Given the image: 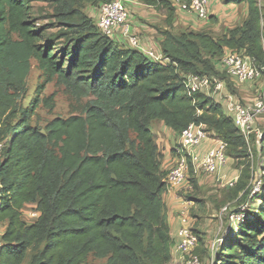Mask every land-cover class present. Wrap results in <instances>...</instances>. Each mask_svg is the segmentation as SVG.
I'll use <instances>...</instances> for the list:
<instances>
[{"label":"trees","instance_id":"obj_1","mask_svg":"<svg viewBox=\"0 0 264 264\" xmlns=\"http://www.w3.org/2000/svg\"><path fill=\"white\" fill-rule=\"evenodd\" d=\"M107 1L0 0V264H84L89 254L104 264H169L168 171L152 124L177 136L189 123H202L226 144L228 158L238 163L247 154L248 141L222 105L202 92L188 95L183 77L222 80L225 49L264 65V0H221L245 4L246 17L217 37L173 32L177 12L168 0H137L166 11L170 29L158 42L165 64L101 33L85 9ZM32 60L43 77L36 92L53 82L73 101L85 99L79 112L31 124L40 104L54 108L53 94L22 105ZM260 133L264 153V127ZM262 189L254 195L260 205L226 231L212 264H264ZM26 204L38 212L30 223L22 218ZM194 252L200 260L207 252L199 236Z\"/></svg>","mask_w":264,"mask_h":264},{"label":"built area","instance_id":"obj_2","mask_svg":"<svg viewBox=\"0 0 264 264\" xmlns=\"http://www.w3.org/2000/svg\"><path fill=\"white\" fill-rule=\"evenodd\" d=\"M177 11L183 12L187 17L197 20H209V5L212 0H168ZM97 15L94 20L97 27L105 36L114 39L116 32H121L127 44L139 49L147 57L155 62L165 64L168 59L162 55L160 50H152L144 47L141 39L136 35L128 22L129 12L124 0H111L101 3L95 8ZM188 17V18H189ZM218 67L227 76L234 79L237 83H249L261 79L258 86L256 97L247 104H243L231 93L223 80L214 76L187 74L183 77V86L192 95L195 92H202L214 101L220 103L226 114L231 116L235 127L248 141L249 136L256 132V142L261 133L254 128L258 116L264 114V65H257L254 59L246 55L242 50L225 49ZM210 138L205 131L202 123H189L182 131L177 134L174 149V162L169 168L166 177V193L173 192L176 198L181 199L183 206L179 210L181 226L178 229V241L172 247L171 253L176 256L179 264H201L199 256L194 252L198 245V236L187 224L189 214L188 209L192 201L185 197L193 191V184L189 180L190 174L196 176L200 173L214 175L221 185L231 186L234 178L225 181L218 176L219 169L228 160L225 154L226 144L218 139L212 138L213 144L206 152H199L197 148L201 143ZM4 142L0 141V152ZM264 175L262 171L261 176ZM260 176V177H261ZM261 180L257 177L253 180L250 189V196L260 191ZM225 208H223L224 210ZM29 217H37L38 212L34 209L26 213ZM245 217V212L232 213L230 220L232 223H240ZM222 242V238H216L209 247L210 253L214 254Z\"/></svg>","mask_w":264,"mask_h":264},{"label":"rangeland","instance_id":"obj_3","mask_svg":"<svg viewBox=\"0 0 264 264\" xmlns=\"http://www.w3.org/2000/svg\"><path fill=\"white\" fill-rule=\"evenodd\" d=\"M124 2L129 5L134 4L145 9L144 12L139 11L140 14L147 18L146 21H148L150 24L152 23V25L158 28L157 30H159V34L160 31L169 28L164 21L166 15V11L164 9L156 10L152 7L139 3L137 0H124ZM89 7L90 6H87V8L85 9L88 14L90 9H92L91 7ZM176 12L181 13L182 16H178V14L176 13V17L174 19L175 21H179L180 23L177 22L175 26H171V30L173 32H181L185 29L202 30L210 32L215 37L219 36L224 29L239 25L244 20L242 14V6L235 9L233 13L232 11L230 12L234 14V17L231 19L230 22H216L215 19L214 25H209L208 23L202 24L203 20H197L195 18L189 20L183 12L177 10ZM217 71L219 74L222 75L221 79L224 81L225 85H227L229 90H231V92L239 99L241 103H250L256 97L261 79L249 83H237L234 79L230 78L225 73L221 72L219 69ZM42 81L43 77L41 76L40 71L36 69L35 62L32 60L31 69L27 77V93L24 99L22 100V105H29L33 98L37 96V94L39 95V97L53 94L54 108L52 110H48L42 104H40L36 108L35 113L31 118V124H36L39 127H43L47 121H49L55 116L67 117L72 113L79 112L80 106L82 103H84L85 99H82L81 102L73 101L64 92L61 86L55 85L53 82L47 83L45 85L44 90L40 93H37L36 87ZM158 123L159 122H155V124L153 125L154 127H151L152 132L153 128L154 131L158 130ZM263 127L264 114L258 116L254 125V128H258L259 131ZM255 134L256 132L253 131L249 136L246 156L240 158V160H238V163H236L235 160H231V162L229 163L232 171L237 170L235 171V174H237L235 176L236 178L233 177L234 183L231 186L227 187L221 185V182L217 181L210 175H204L203 173L198 174L200 179L203 180V184H205L199 192L201 196H204L201 200V204L203 205H198L197 203H195L194 205L192 204L191 207L188 209V214L189 217L193 219V222L191 223L192 229L196 231L197 235L200 237V240L204 245L203 247H205L207 251L204 255L201 254V264H212L214 254L210 253L209 251L210 244L217 237L222 238L223 241V235L226 233V231L238 225V223L231 222L230 215L232 213L237 212L253 213L256 211L257 207L261 203L260 198L256 199L253 195H249L250 189L253 186V180L256 177L261 180L260 189L262 187L264 189V175L261 176L262 171H264V153H260L259 151V145L255 140ZM208 135H210L209 137L211 139L214 138L211 134ZM210 178L212 180V184H214L212 188H210L211 183L208 182ZM225 181L227 180H224V184ZM238 187H242L239 192L236 191ZM215 189H217V192L215 193H218L219 195H214L213 190ZM191 196L194 197L196 195L192 194ZM182 206L183 204L181 205V207ZM223 208L225 209L223 210ZM32 209L33 206L31 204H26L23 207L22 218L27 223H30L34 220V217H29L26 214ZM194 217L196 218L194 219ZM2 230L3 226L0 225V232ZM175 260L176 256L172 253V260L169 264H179V262ZM104 262V258H96L95 256L89 254L84 264H104Z\"/></svg>","mask_w":264,"mask_h":264},{"label":"crops","instance_id":"obj_4","mask_svg":"<svg viewBox=\"0 0 264 264\" xmlns=\"http://www.w3.org/2000/svg\"><path fill=\"white\" fill-rule=\"evenodd\" d=\"M125 1H128V0H125ZM125 5H126L128 12H129L128 22L131 24V29L141 39L143 46L147 47L149 49H152V50H159L158 42L161 39V37L158 33V31H159V30H157L158 28L155 27L154 25H152V23L150 24L148 21H146L147 18L142 16L139 12V11L144 12L145 9H143L142 7H139L137 5H134V4L129 5V4L125 3ZM241 6H242L243 18H245L246 17V5H244V4L225 5L222 3L221 0H212L210 5H209V14L214 15L216 17V22L217 21L218 22H220V21H229L230 22L231 19L234 17V14H232L233 11L235 9L241 7ZM231 11H232V13H230ZM96 14L97 13H96L95 8L90 9V11H89L90 16L93 17ZM177 14H178V16L179 15L182 16L181 13H177ZM177 22L180 23L179 21L174 20L172 25L175 26L177 24ZM205 23H208L209 25H214L215 21L214 22L203 21L202 24H205ZM114 40L116 42H118L119 44H122L124 47H129V45L127 44L125 39H123V36H122L121 32H119V30L116 32ZM221 108L224 111V108L223 107H221ZM154 124H155V122L152 124L151 127H154L153 126ZM157 126H158V130L154 131V128H153L152 133L155 134L154 135L155 142L158 145V148L162 154L161 168L163 170L168 171L174 162V158H175L174 155L175 154L171 149L175 146V143H176L175 140L177 137H176V134L174 132H172L168 127H166L163 123L159 122ZM256 129H258V128H256ZM212 144H213L212 139L207 138L201 143V145L197 148V150L201 153L206 152L211 147ZM231 160H232L231 158H228L225 165L222 166L217 173L218 176L222 177L224 180H227V181L232 179L233 177L236 178L235 176L237 175V174H235V171H237V170L232 171V169L230 168L229 163L231 162ZM206 175H209V174H206ZM210 176L215 179L214 175H210ZM195 181H196V187H195L194 194L196 196L192 197V199L191 198H189V199L192 201L193 205L195 203H197L198 205H203V204H201L202 203L201 200L204 196H201L199 194V192L201 191L200 189L203 188L205 184H203V180L200 179V177L198 175L195 176ZM208 182L211 183L210 188H212L214 186V184H212L211 178L209 179ZM216 190L217 189L213 190L214 195L218 194V193H215V192H217ZM163 199H164V202L166 205V220L168 223L170 236L172 237V240H173V244H172V247H173L177 243L178 238H179L177 232H178L179 227L181 226V223H180V219L178 216V212L181 209V205L183 203H182L181 199L176 198V196L173 192L164 193ZM195 218L196 217H194V219ZM192 222H193V219L191 217H189L187 224L190 227H192L191 226ZM1 233H2V231L0 232V235H1Z\"/></svg>","mask_w":264,"mask_h":264}]
</instances>
